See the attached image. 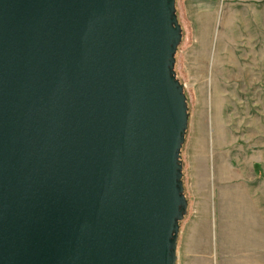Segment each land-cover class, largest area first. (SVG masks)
Here are the masks:
<instances>
[{"label":"water","instance_id":"water-1","mask_svg":"<svg viewBox=\"0 0 264 264\" xmlns=\"http://www.w3.org/2000/svg\"><path fill=\"white\" fill-rule=\"evenodd\" d=\"M181 40L176 0H0V264H176Z\"/></svg>","mask_w":264,"mask_h":264},{"label":"rangeland","instance_id":"rangeland-1","mask_svg":"<svg viewBox=\"0 0 264 264\" xmlns=\"http://www.w3.org/2000/svg\"><path fill=\"white\" fill-rule=\"evenodd\" d=\"M188 212L176 264H264V0H176Z\"/></svg>","mask_w":264,"mask_h":264}]
</instances>
